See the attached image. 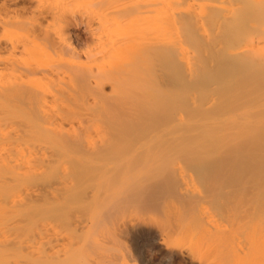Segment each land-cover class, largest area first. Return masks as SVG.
<instances>
[{
	"label": "bare ground",
	"instance_id": "bare-ground-1",
	"mask_svg": "<svg viewBox=\"0 0 264 264\" xmlns=\"http://www.w3.org/2000/svg\"><path fill=\"white\" fill-rule=\"evenodd\" d=\"M175 3L185 12H169ZM104 5L92 3L100 28L85 58L108 53V41L126 44L109 71L79 77L70 64L43 66L53 55L82 59L74 20L49 0H0V189L39 178L19 192L38 201L37 251L12 246L5 264H130L115 260L124 239L144 259L138 243L146 241L168 264H241L260 255L262 264L264 74L203 107L184 106L181 86L163 89L143 71L161 60L179 77L190 74L183 54L176 63L144 42L154 27L173 25L203 37L200 25L211 20L239 39L228 58L254 62L264 54V0H147L115 17L99 15ZM68 75L74 82L60 84ZM238 235L248 241L237 256Z\"/></svg>",
	"mask_w": 264,
	"mask_h": 264
},
{
	"label": "rangeland",
	"instance_id": "rangeland-1",
	"mask_svg": "<svg viewBox=\"0 0 264 264\" xmlns=\"http://www.w3.org/2000/svg\"><path fill=\"white\" fill-rule=\"evenodd\" d=\"M49 1L53 10L58 14L63 13L67 19L69 18V21L74 20L77 24L76 35L81 42L80 51L83 57L80 61L72 63L67 57L65 60L68 62L63 60L60 56L53 55L47 57L46 60L43 61L44 68L53 69V67L60 64H70L72 67L75 66V71H78L79 77H86V75L91 72L109 71L112 67L111 56H114L113 53H117L118 49L123 47L126 42L115 44L108 41L106 43V46L110 47V51H107L108 53L102 54L91 61L85 58V54L91 51L97 44V40H95L93 33L100 28L99 18L93 13L95 9L92 7V3L94 0H74L70 4H65V0ZM95 1H97V3H102V5L104 2L105 5L100 10L105 13L102 11L99 13V15H103V17H107L109 14L115 17L118 15L115 14L117 12L120 14V12L135 10L147 4V0ZM186 8V5H178L175 3L172 4L168 10L169 12H180L184 11ZM0 14H2L1 10ZM106 20L105 18L104 22H106ZM132 29L139 30L137 26H134ZM200 30L203 37H200L195 33L196 31L188 25L162 26L151 29L144 43L156 50L162 49L166 51L168 55L172 57V61L175 60L176 63H178L179 58L182 57L181 54H183L184 59L188 61L192 67V71L188 75L182 74L181 77H179L173 69H169L164 62L159 60L154 61L150 67H146L143 71V75L145 74V76L148 75L149 77L153 76L157 82L156 86L158 84V87L161 86L163 89L167 88L172 90L177 86H181L185 93L183 97L184 106L200 105L203 107L220 104V98L229 90H235V96L239 95L242 89L251 88L250 85L254 78L260 76L262 78V74H264V54L258 56L254 62L250 61L249 63L243 60H232L225 55L228 48L239 44V39L236 37L234 38L232 31L224 26L218 29L217 25L212 20L201 24ZM0 37H3L2 32H0ZM19 38L25 42L28 39V35L22 34ZM133 50H135V48ZM173 62L171 63L173 64ZM128 70L129 67L127 66H122L121 68L122 72H128ZM74 80L75 77L73 75H68L66 77L61 76L58 79L59 83L62 85L72 84ZM106 90L107 92H111V87L108 86ZM134 92L138 93L139 90L134 88L131 90V93ZM92 103L91 100L89 104L92 105ZM78 112L83 113L84 111L80 109ZM96 127L100 128V126ZM49 179L50 174L48 173L46 181H49ZM38 184L39 178L37 174L32 173L26 176L24 182L20 186V188L22 187L21 189L17 187L0 189V200L3 199L0 205L2 207V209H0V264L6 263V251L12 246L16 247L17 250H21L25 255L30 251H37L39 236V223L37 218L38 201L26 199L25 196H19V192L23 189H34ZM247 239L248 237L244 235H238L236 237V243L234 244L235 255L238 256L241 254L238 249H243L245 247V243L248 241ZM123 241H125V243ZM122 243V247H119L122 252L120 255H117L118 257H116L115 260L128 257L126 260L130 264H168L160 260L156 253L150 252L147 246L148 243L144 240H141L138 244L142 245L144 249V255L146 254L145 259L142 258L140 254L137 255L138 253L134 250L136 245L130 239H124ZM244 257L245 256H241V258ZM259 260H261V255ZM259 260H246L244 258L241 260L243 262L241 264H261L263 259L261 262ZM75 263L77 262L74 261L69 264ZM103 264L109 263L106 261L105 263L103 262ZM170 264H185V261L181 258L179 260L178 258ZM186 264L188 263L186 262ZM229 264L240 263L231 261ZM262 264H264V262Z\"/></svg>",
	"mask_w": 264,
	"mask_h": 264
}]
</instances>
